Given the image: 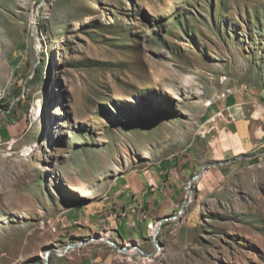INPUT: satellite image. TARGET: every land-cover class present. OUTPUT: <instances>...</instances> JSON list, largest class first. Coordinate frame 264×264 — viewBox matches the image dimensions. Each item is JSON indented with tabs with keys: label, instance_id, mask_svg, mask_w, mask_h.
Instances as JSON below:
<instances>
[{
	"label": "rangeland",
	"instance_id": "rangeland-1",
	"mask_svg": "<svg viewBox=\"0 0 264 264\" xmlns=\"http://www.w3.org/2000/svg\"><path fill=\"white\" fill-rule=\"evenodd\" d=\"M231 87L264 90V0H0V126L21 132L0 141V264L90 240L49 264H264V156L202 201L195 180L160 247L154 232L137 242L153 257L120 253L133 243L98 218L119 211L123 177L193 151L187 181L199 174L208 111Z\"/></svg>",
	"mask_w": 264,
	"mask_h": 264
},
{
	"label": "crops",
	"instance_id": "crops-1",
	"mask_svg": "<svg viewBox=\"0 0 264 264\" xmlns=\"http://www.w3.org/2000/svg\"><path fill=\"white\" fill-rule=\"evenodd\" d=\"M208 116L210 129L198 139L199 143L207 145L208 148L205 157L210 161L204 165L220 164L208 167L199 178V201L234 172L233 166L239 160L250 157V154H255V158L264 156L261 154L264 151V90L249 87L237 90L233 96L215 101L208 111ZM17 128L15 122L10 126L1 125L0 141L18 138L21 132L17 135ZM22 129L25 131L23 127ZM198 155V151H193L181 165L165 161L153 170V173L133 174L117 182L110 199L117 203L118 212L138 207L134 226H129L125 219L120 222L112 220L105 210L98 214V218L100 221L115 224L116 236L123 241H146L149 233L155 231L157 220L180 211L186 199L189 183L187 179L198 171ZM153 182L157 185L156 188H151ZM141 231H144V237L138 235ZM65 257L66 261L56 264H93L89 254L80 259L74 258L73 255Z\"/></svg>",
	"mask_w": 264,
	"mask_h": 264
},
{
	"label": "water",
	"instance_id": "water-1",
	"mask_svg": "<svg viewBox=\"0 0 264 264\" xmlns=\"http://www.w3.org/2000/svg\"><path fill=\"white\" fill-rule=\"evenodd\" d=\"M261 154H264V151L261 153ZM248 158V157H247ZM220 163H209V164H206L203 166L202 168V171L194 176L188 183V188H187V194H186V199L180 209V211L175 214V215H172V216H169V217H166V218H162V219H159L157 220V225H156V228H155V231H154V235H153V239H154V242L156 244L157 247H160V244L157 242V238L159 236V234L161 233L162 231V227L164 224L170 222V221H174V220H177L178 217L180 215L183 214V212L186 210V208L189 206V204L191 203V198H192V187H193V183L195 180L199 179L204 173L205 171L207 170L208 167L212 166V165H218ZM102 241H105L104 239H101ZM92 240L90 241H86V242H80V243H73V244H69L67 245V247L63 250V254H60L57 250H48L46 255H45V260H46V264H49L50 263V258L53 254H59L60 256H63L65 254H67L69 251L71 250H74V249H79L81 247H83L84 245L88 244L89 242H91ZM108 244L114 246V247H117V244L113 241H109L107 240L106 241ZM120 253L122 254H128L130 253L129 251L131 250H139L140 253L142 255H145L147 257H153L155 254H149V255H146L141 249L140 247L138 246V244L135 242L133 243L132 247L131 246H128V247H125L123 249H120L118 248Z\"/></svg>",
	"mask_w": 264,
	"mask_h": 264
},
{
	"label": "built area",
	"instance_id": "built-area-1",
	"mask_svg": "<svg viewBox=\"0 0 264 264\" xmlns=\"http://www.w3.org/2000/svg\"><path fill=\"white\" fill-rule=\"evenodd\" d=\"M237 90L231 87L229 90H225L221 98H227L236 94ZM138 213V207H134L129 211L115 212L111 214V219L117 222L126 220L129 226H134V217ZM56 230V229H55Z\"/></svg>",
	"mask_w": 264,
	"mask_h": 264
},
{
	"label": "bare ground",
	"instance_id": "bare-ground-1",
	"mask_svg": "<svg viewBox=\"0 0 264 264\" xmlns=\"http://www.w3.org/2000/svg\"><path fill=\"white\" fill-rule=\"evenodd\" d=\"M88 195H89V194H88ZM156 225H157V224H156ZM155 228H156V227H155ZM104 240L107 241L108 239L105 238ZM58 252H59L60 254H63V251H58ZM129 252H133V250H131V251H129ZM40 255L43 256L44 259H45L46 252L43 251V250H41ZM145 261L151 262L152 260H151L150 258H146Z\"/></svg>",
	"mask_w": 264,
	"mask_h": 264
}]
</instances>
